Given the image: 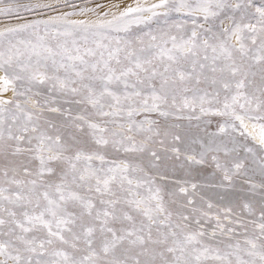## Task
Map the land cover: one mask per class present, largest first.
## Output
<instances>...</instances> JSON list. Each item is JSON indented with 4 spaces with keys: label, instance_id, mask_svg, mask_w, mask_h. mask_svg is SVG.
<instances>
[{
    "label": "snow or ice",
    "instance_id": "6c2138e0",
    "mask_svg": "<svg viewBox=\"0 0 264 264\" xmlns=\"http://www.w3.org/2000/svg\"><path fill=\"white\" fill-rule=\"evenodd\" d=\"M0 264H264V0H0Z\"/></svg>",
    "mask_w": 264,
    "mask_h": 264
},
{
    "label": "bare ground",
    "instance_id": "6f19581e",
    "mask_svg": "<svg viewBox=\"0 0 264 264\" xmlns=\"http://www.w3.org/2000/svg\"><path fill=\"white\" fill-rule=\"evenodd\" d=\"M149 2H151V0H149Z\"/></svg>",
    "mask_w": 264,
    "mask_h": 264
}]
</instances>
